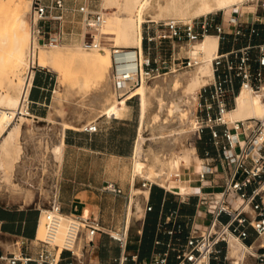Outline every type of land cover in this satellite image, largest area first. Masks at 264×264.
Masks as SVG:
<instances>
[{
	"label": "built area",
	"instance_id": "2783aa9c",
	"mask_svg": "<svg viewBox=\"0 0 264 264\" xmlns=\"http://www.w3.org/2000/svg\"><path fill=\"white\" fill-rule=\"evenodd\" d=\"M264 10V1L260 4ZM81 15L80 43L85 49L101 47L99 28L104 15L84 1L77 7L68 0H31L28 17L30 42L27 64L23 70L20 103L13 112V122L30 116V94L39 72L49 70L36 63L38 50L69 40L66 27L71 12ZM143 31V53L125 52L129 47H112V87L118 98L132 101L143 82L184 68L197 60L181 54L191 43L216 34L217 53L212 58V78L198 91L194 107L197 126L192 130L216 151L208 148L198 153L201 164L196 170L197 190L178 194L185 200L197 198L193 214L171 210L167 219L157 223V230L167 234V241L157 239L164 248L140 258L126 251L129 234L122 230H104L98 218L85 214H65L57 192L51 191L48 206L38 207V220L32 238L11 236V249L0 245V264H97L91 257L97 249L96 236L107 234L119 244L118 264H264V118L247 117L230 120L228 112L235 106L240 90L264 99V11L251 20L240 14L225 21L204 15L193 18L150 20ZM1 109V107H0ZM79 130L94 133L96 121ZM204 136H207L206 138ZM45 141L51 139L48 133ZM139 187L147 189L144 214L153 210L150 192L156 181L138 175ZM161 186V185H160ZM164 187V186H162ZM165 188V187H164ZM55 189V188H54ZM106 189L121 193L109 182ZM177 194V193H176ZM43 218L44 235H38ZM64 226L62 238L58 240ZM2 231L0 229V235ZM232 240L237 242H232Z\"/></svg>",
	"mask_w": 264,
	"mask_h": 264
},
{
	"label": "bare ground",
	"instance_id": "6f19581e",
	"mask_svg": "<svg viewBox=\"0 0 264 264\" xmlns=\"http://www.w3.org/2000/svg\"><path fill=\"white\" fill-rule=\"evenodd\" d=\"M22 1L0 0V67L5 63H10L17 68L22 65L19 73V82L17 81V96L11 95L9 97L7 100L8 106H0V152L7 156L11 155V150L21 129L22 123L13 122L12 119L13 112L20 103V92L23 83L22 73L27 64V48L30 42L29 29L28 31L26 29V18L20 7ZM115 1L104 0L105 8L114 4ZM123 1L128 14L115 13L108 16L107 12L100 11L104 15V22L99 28V36L101 37L100 48L92 49L91 51L85 49L65 51L64 47L59 44L53 46L50 51H41L39 56V50L43 48L41 47L36 55L37 64L47 66L50 71L58 74L57 83L59 85L70 84L74 89L89 92L92 99H88V102L84 105L98 108L100 113L116 117L124 116L129 110V105L125 101L126 98L112 99L109 97L110 67L113 65V50L106 43L114 45L131 43L133 44L132 48H127L125 52L135 53L134 48H137L142 55V26L143 22L146 21L145 16L150 14L153 11L152 9L157 8V15L159 16H189L191 18L207 14L216 9H226L236 4L241 5L249 0H163L164 3L160 2V0H117L119 4ZM151 16L156 17V15ZM103 35L106 37L105 41ZM66 43H69V40L62 44ZM218 47L217 35L213 33L207 34L204 38L191 43L186 49L188 55L197 60V64L193 66V69H190L191 71L180 73L176 70L157 77L151 84L143 81L134 91L133 94L140 93L139 117L141 123L139 125L140 128L138 127L137 140H135L134 175L146 176L176 193H186L190 191L191 186L198 183L196 171L189 170V168H199L201 160L200 163L194 162V152L188 145L185 148L181 147L184 150H176L174 146L178 145H175V143H182L178 142L179 135L181 137L182 133L187 134L189 133H186L188 129L191 131L193 127L197 126V120L196 123L194 121L196 117L193 116L194 119L190 115L194 103L196 104L198 100L200 87L212 78V58L217 53ZM198 56H200V60H198ZM1 98L2 94L0 93ZM235 102L237 103L236 107L234 109L232 107L227 114L230 120L247 117L264 118V99L260 95L242 89L237 98L235 97ZM85 113V109L79 112L80 115ZM188 117L190 121H184V118L187 119ZM20 118H24V116ZM185 122H188V128L181 132L178 131V136H175L172 131L186 125ZM64 124L66 125L67 123ZM146 127H150L152 135H157L160 140L164 141L167 148L164 150H168L167 152L170 154V157L167 154L169 157V160L166 159L168 161L166 163L167 169L162 168V166L158 169L159 166L157 167L158 164H156L159 161L158 156V161L155 160L157 162L153 161L146 164L143 161V155H145L144 145L148 139V136L145 135ZM27 129H30V125ZM183 137L186 138V136L181 138ZM57 152L59 156L60 151L58 150ZM165 155L166 151H164ZM161 156H163L162 153ZM173 174L176 180H172ZM133 181L135 182V178ZM135 194H142L145 200L149 192L147 189L138 187L135 188ZM136 206L138 207L137 209H140V202ZM44 232L43 218H41L38 235L41 237ZM63 232L64 226L60 231L58 240L62 238ZM111 232L115 234V231ZM232 242L237 241L232 240Z\"/></svg>",
	"mask_w": 264,
	"mask_h": 264
},
{
	"label": "crops",
	"instance_id": "0c3cea01",
	"mask_svg": "<svg viewBox=\"0 0 264 264\" xmlns=\"http://www.w3.org/2000/svg\"><path fill=\"white\" fill-rule=\"evenodd\" d=\"M52 78L50 70H44L37 74L35 86L30 94V116H25L30 130L39 127L45 134L56 129L59 136L57 145H53L51 148L56 162V170L42 175L51 179L52 190L57 192L65 214L94 216L99 219L104 230L115 231L127 227L129 234L132 225H134L133 202L136 200L135 205L140 202L139 210H142L140 197L144 200V196L140 194V197L133 198L136 195L135 188H138L133 181L136 176L134 175V165L130 178L119 177L116 174V162L117 158L125 159L133 153L135 154L134 134L136 133L138 137L139 125H141L140 117L136 126L130 118L124 117L125 115L122 117L109 116L100 113L96 108L94 110H97V115L85 109L86 115H80L79 110L78 114L70 113L65 117L54 115L53 118L51 117L52 110L47 111L48 106L51 108L54 106L53 96L52 102L49 101ZM90 121H96L98 124L97 132L89 133L79 130L81 125ZM188 146H192L194 152L197 153L194 144ZM196 146L200 154H203L205 148H208L211 154H216L214 148L203 140ZM58 150L60 151L59 156ZM111 167L113 170L108 169ZM192 169L197 170V168ZM109 182L121 187L122 192L107 190L106 184ZM197 185L198 183L191 186L190 192L197 190ZM186 193L176 194V192L160 185L152 187L150 197L153 210L136 218V221L141 222L137 229L138 234L135 237V242L130 244L133 251H128L129 241L126 251L128 253L137 252L139 257L143 258L163 249L164 246L157 245L155 241L157 239L167 241L170 236L160 233L157 230V223L162 219H167L173 209L181 214L195 212L197 200L195 196H191L189 200L178 196V194ZM129 197H131L130 202L126 205ZM31 199L34 200L35 197L31 196ZM32 200L24 202L31 203ZM37 220L38 207L24 203L10 205L0 200L1 247L11 249L10 235L16 234L32 238L36 231ZM95 240L97 249L91 260L97 264H118L117 259L120 255L118 242L103 233L98 234Z\"/></svg>",
	"mask_w": 264,
	"mask_h": 264
},
{
	"label": "rangeland",
	"instance_id": "374dc122",
	"mask_svg": "<svg viewBox=\"0 0 264 264\" xmlns=\"http://www.w3.org/2000/svg\"><path fill=\"white\" fill-rule=\"evenodd\" d=\"M18 0H16L17 2ZM31 0H23L20 4L21 11L24 13V16L26 18V29L27 28V20L29 17V6H30ZM88 1L91 2L94 6V9L98 11H105L107 12L108 16L119 13L121 15L128 14V11L125 8V2L123 1L121 4L117 2V0L114 2V4L107 6L105 8L104 6V0H68V5L71 7H77L78 4ZM264 0H255V1H245V3L241 5H233L230 8L226 9H216L213 10L207 14L215 18H224L226 21L232 18L233 15L240 14L243 19L245 20H251L254 16V14L257 12H262L263 9H261L260 4ZM160 2L164 3L163 0H160ZM15 4V3H14ZM13 4V5H14ZM152 9L154 11H151L150 14H147L145 16L146 21L149 22L150 20H164L168 18H172L173 16L168 17L166 15H157L158 10ZM151 15H156V17H153ZM200 15V16H204ZM193 17H199V16H193ZM191 17V18H193ZM173 18H190L189 16H174ZM82 18L81 15H79L77 12L73 11L70 13V15L67 18L66 27L68 31L72 32L69 35V43L61 44V46L64 47L65 51H76L85 49L82 47L80 43V34L82 32ZM143 22L142 31H144L145 25L147 23ZM29 32V31H28ZM104 41L106 40L105 35H103ZM198 41V40H197ZM29 42V40H28ZM194 43V42H193ZM27 44V43H26ZM143 44V42H142ZM28 45V44H27ZM109 48L112 50V47H129L132 48L133 44L131 43H123L121 45H114V44H108ZM27 47L26 45H24ZM53 47L49 48H41L39 50V56L41 51H50ZM87 51H91L92 49H85ZM181 54H188L185 50L181 51ZM198 60H200V56H198ZM40 61V58H39ZM43 66V65H42ZM22 65L20 67H15L14 65L10 63H5L0 67V93L2 94V98L0 99V106L6 107L8 106L7 100L11 95L17 96L18 94V82H19V73ZM45 68L48 69L47 66ZM192 68H184L181 70H178V72L186 73L191 71ZM53 78L51 81V89L49 92V101L52 102V96L54 101V106L51 108V106L47 107V111L52 110L53 115L51 117L54 118V115H59L62 117H65L67 114L70 113H77L79 110H89V112L95 113V115L98 114L97 110H94L96 108H91L92 106L84 105L86 102H88V99H92V96L89 94V92H84L79 89H74L71 87L70 84L65 85H59L57 83L58 74L50 71ZM191 73V72H190ZM110 95L109 97L112 99H117V94L115 93L113 87H112V76H111V67H110ZM156 79V78H155ZM155 79L152 81H148L149 84H151ZM18 81V82H17ZM138 93V92H137ZM240 93V92H239ZM239 93L237 95H239ZM139 96H136L132 101H126L129 104V112L125 114L124 117L130 118L131 122L134 125H138V118H139V100H140V93H138ZM236 95V98H237ZM125 98V97H122ZM119 98V99H122ZM197 102V101H196ZM237 102V101H236ZM237 104V103H236ZM233 106V109L236 107ZM195 105V103H194ZM194 105L192 108V113L190 117H195L194 114ZM85 106V107H84ZM76 107V108H75ZM89 107V108H88ZM83 108V109H82ZM193 114V115H192ZM193 117V118H194ZM189 118V117H188ZM184 118V121H190L189 119ZM195 119V118H194ZM196 123V119L194 120ZM21 122V129L20 133L16 139L15 145L13 149L11 150V155L7 156L6 154L0 152V200H2L5 204L10 205H17V204H29L31 206L46 208L48 206V201L50 199L51 191H52V182L49 177H46V175L42 174H49L50 172H55L56 170V162L54 161V155L51 152V148L53 145H57L56 143L59 140V136L57 133V130L54 129L53 131H49L48 134L51 137L48 141H45V138L43 137V131L39 127H35L34 130L27 129L29 126L27 124L28 120L24 116V118H20L19 121ZM183 123V122H182ZM186 123V125H184ZM183 127H178L174 129L172 132L175 136H178V133L183 131L184 129L188 128V122H185ZM196 126V125H195ZM195 127L191 129H188L187 134L182 133V136H186L181 138L180 135L178 142L182 143H175L180 144V146L176 145L174 146V149L181 150V147H186V145H193V141H196V144L198 142H201L202 140L197 139L192 130ZM30 130V131H29ZM179 131V132H178ZM184 134V135H183ZM145 135L148 136V139L145 142V155H143V161L147 164L149 162H153L157 160V156L159 161L156 164L158 169L166 168L167 167V160L170 157V154L167 152L168 150L165 146V143L163 140H160L157 135H152L150 127H146ZM137 138L136 133L134 134V144L135 140ZM183 139V140H181ZM176 140V141H177ZM181 140V141H180ZM185 140V141H184ZM163 141V142H162ZM184 141V142H183ZM183 144V145H182ZM179 147V148H178ZM190 149L194 152V149L192 146H189ZM184 148L182 150H184ZM164 151H166V155L164 156ZM161 153L163 156H161ZM198 153L200 154L199 150ZM167 154H169L167 156ZM160 155V157H159ZM134 156L133 153L130 157L125 159L117 158L116 162V174L119 177H131V174H133V165H134ZM110 158H113L112 156H109ZM165 157V158H164ZM161 158V159H160ZM169 160V159H168ZM193 160L196 163H200V158L197 153L194 152ZM163 164V165H162ZM23 165V166H22ZM25 166V167H24ZM165 166V167H164ZM23 169V171H21ZM25 169V170H24ZM109 170H113V168H108ZM167 169V168H166ZM190 170H193L191 167ZM198 169V168H197ZM186 170V169H185ZM48 176V175H47ZM172 178V177H171ZM172 180H176L173 174ZM135 186L139 187V179L138 175L135 177ZM190 192V191H188ZM132 193V190H131ZM31 196H34L35 199L32 200ZM139 195H134L133 198L136 199V197ZM179 198H181L180 195H178ZM186 196L184 195L183 198ZM131 197H129L126 201V205L130 202ZM32 200L31 203H25ZM25 201V202H24ZM141 201V207L142 210L137 209L135 205V200L133 202V222L134 225H132V229L129 232V247L128 251H133L131 249L132 242H135V237L138 234L137 229L140 227L141 221H136V218L139 216H142L144 213V208L146 205V201L143 200L142 197H140Z\"/></svg>",
	"mask_w": 264,
	"mask_h": 264
},
{
	"label": "trees",
	"instance_id": "16d2710c",
	"mask_svg": "<svg viewBox=\"0 0 264 264\" xmlns=\"http://www.w3.org/2000/svg\"><path fill=\"white\" fill-rule=\"evenodd\" d=\"M155 186H157V185H154L153 187H155ZM150 201H151V203H152L151 197H150Z\"/></svg>",
	"mask_w": 264,
	"mask_h": 264
}]
</instances>
